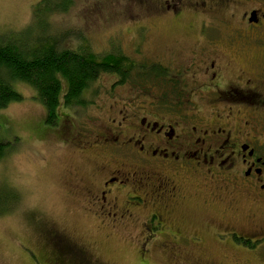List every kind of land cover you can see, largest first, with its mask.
Listing matches in <instances>:
<instances>
[{
	"label": "flooded vegetation",
	"instance_id": "flooded-vegetation-1",
	"mask_svg": "<svg viewBox=\"0 0 264 264\" xmlns=\"http://www.w3.org/2000/svg\"><path fill=\"white\" fill-rule=\"evenodd\" d=\"M135 1L128 53L97 78L115 77L108 95L44 115L63 145L96 160L68 191L100 227L139 226L135 240L170 260L214 264L222 250L218 264H262L264 0ZM243 201L255 208L244 219ZM53 233L47 264H97L87 244Z\"/></svg>",
	"mask_w": 264,
	"mask_h": 264
},
{
	"label": "rangeland",
	"instance_id": "rangeland-1",
	"mask_svg": "<svg viewBox=\"0 0 264 264\" xmlns=\"http://www.w3.org/2000/svg\"><path fill=\"white\" fill-rule=\"evenodd\" d=\"M38 2L0 0V33L26 31L35 23L34 6ZM71 6L69 10L50 13L45 17L46 24L36 32L42 31L41 36L47 33L51 40L59 41L61 48L86 45L102 59L109 53H128L133 30L126 22L132 14H142L140 3L73 0ZM119 60L121 65L122 59ZM114 79L113 74L102 75L92 82V94L85 92L83 98L88 104L90 99L100 101ZM14 85L24 98L0 110V141L7 147L0 161V264H47L53 255L51 249L59 244L55 230L87 244L97 264H187V260H170L157 254L152 246L142 247L135 240L139 226L109 231L98 225L84 203L68 191L73 173L79 172L89 180L91 176L87 175L96 160L63 145L54 131L46 130L45 107L32 85L23 81ZM85 107H79L75 114L81 124L88 121L94 109ZM240 209L243 219L255 212L246 201L240 203ZM224 255L222 250H215L214 264L223 261ZM261 256L264 264V253ZM256 261L254 258L250 264H257Z\"/></svg>",
	"mask_w": 264,
	"mask_h": 264
},
{
	"label": "trees",
	"instance_id": "trees-1",
	"mask_svg": "<svg viewBox=\"0 0 264 264\" xmlns=\"http://www.w3.org/2000/svg\"><path fill=\"white\" fill-rule=\"evenodd\" d=\"M72 1L39 0L34 6V29L33 24L26 31L0 33V110L24 98L14 85L23 81L35 88L52 120L61 102L85 104L81 95L92 82L104 72L118 70L120 60L115 53L102 59L86 45L61 48L59 41L51 40L47 33L41 36L42 31L36 32L46 24L45 17L55 11L69 10ZM4 145L0 141V161L7 152Z\"/></svg>",
	"mask_w": 264,
	"mask_h": 264
}]
</instances>
